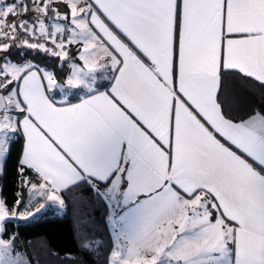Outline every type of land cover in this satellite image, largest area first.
<instances>
[{
    "label": "snow or ice",
    "instance_id": "1",
    "mask_svg": "<svg viewBox=\"0 0 264 264\" xmlns=\"http://www.w3.org/2000/svg\"><path fill=\"white\" fill-rule=\"evenodd\" d=\"M233 71L264 86V0H0V174L22 135L29 203L90 188L109 264H264V108L230 116ZM76 89L80 103L55 98ZM23 207L0 196V264H32L4 238Z\"/></svg>",
    "mask_w": 264,
    "mask_h": 264
},
{
    "label": "trees",
    "instance_id": "2",
    "mask_svg": "<svg viewBox=\"0 0 264 264\" xmlns=\"http://www.w3.org/2000/svg\"><path fill=\"white\" fill-rule=\"evenodd\" d=\"M33 57V62L39 66L55 70L58 79L69 72V61L61 67V61L42 52L37 54L27 50L26 58L31 60ZM222 95L226 97L230 116L237 120L264 108V86L253 78H241L235 71L224 77ZM22 146L20 135L12 145L3 174H0V196L6 197L10 204L17 198L22 199L23 205L28 201L29 189L21 184L18 173ZM25 172L29 178L34 175L29 169ZM78 187L74 193H61L64 196L61 212L51 207L35 218L13 219L5 225L7 235L4 238L16 234L18 251L27 253L32 264H108L113 239L106 223L105 203L86 185ZM97 227L101 230L95 231ZM85 242H91V247H82Z\"/></svg>",
    "mask_w": 264,
    "mask_h": 264
},
{
    "label": "rangeland",
    "instance_id": "3",
    "mask_svg": "<svg viewBox=\"0 0 264 264\" xmlns=\"http://www.w3.org/2000/svg\"><path fill=\"white\" fill-rule=\"evenodd\" d=\"M97 86H98V84H97ZM87 91V89H76V90H74L73 91V93L71 94V95H69V96H64V95H62V94H57V92L56 93H54V95H55V97H61V99L62 100H69V99H72L73 97H77V96H81V95H83L85 92ZM29 193V192H28ZM62 196V199L64 200V196L63 195H61ZM96 196V195H95ZM97 197V196H96ZM97 198H99V197H97ZM37 199H41V201L40 202H37ZM101 199V198H100ZM104 203H105V207H106V202L103 200V199H101ZM34 204V205H33ZM47 204V205H46ZM41 205H44L45 207H43V208H41ZM78 206H79V204H78ZM40 207V208H39ZM51 207H54L55 208V210L57 211V212H61L62 210H63V205H60L59 204V202H56V201H48V200H46L45 198H36V197H33L32 198V200H31V202L29 203V195H28V201H27V203L25 204V207H23L22 209H21V211H28V209H34V208H37V209H35V210H31L30 212H32V213H34V215L32 216V217H29L28 219H31V218H35V217H37V215H39L41 212H43L44 211V209L46 208H51ZM25 209V210H24ZM39 209V211H37ZM45 209V210H46ZM106 223H107V225H108V229H109V231H110V234H111V236H112V239H113V231H112V226H111V222L109 221V219H108V216H109V214H110V211H109V209L106 207ZM102 217V216H101ZM14 220H17V219H14ZM95 229V231H100L101 230V228H99V227H97V228H94ZM113 247H114V244H113V242H112V246H111V251H112V249H113ZM19 252H21V253H23L22 251H19ZM110 255H111V252L109 253V258H110ZM108 264H109V259H108Z\"/></svg>",
    "mask_w": 264,
    "mask_h": 264
},
{
    "label": "crops",
    "instance_id": "4",
    "mask_svg": "<svg viewBox=\"0 0 264 264\" xmlns=\"http://www.w3.org/2000/svg\"><path fill=\"white\" fill-rule=\"evenodd\" d=\"M71 47H74V48H76L77 46L76 45H73V46H71ZM80 63H82V62H80ZM70 64H71V61H69V71H70ZM40 67H43V66H40ZM97 84H98V88H99V91H107V90H110L111 89V86H112V84H114V80H112L111 79V75L110 74H108V75H101V76H99V78L97 79V82H96ZM102 85V87H100ZM57 94L59 95L60 93L57 91ZM87 91L83 94V95H81V96H78V97H76V98H73V99H69V100H62L61 99V97H55L56 98V100L58 101V102H63V101H66L68 104H76V103H80L81 102V100H83V99H86L87 98ZM58 106H63L62 104H60V103H58ZM21 119H22V117H21ZM246 119V118H245ZM23 137V136H22ZM23 146H24V139H23ZM23 146H22V151H21V155H22V152H23ZM21 158V157H20ZM75 189H79V187L78 188H75V187H72V188H70V189H68V190H66V191H63V192H76L77 190H75ZM45 207V206H44ZM40 208V207H39ZM35 209H37V208H34V209H28V212H30L31 210H35ZM46 209V208H45ZM44 209V210H45ZM25 210V209H24ZM26 211V210H25Z\"/></svg>",
    "mask_w": 264,
    "mask_h": 264
}]
</instances>
